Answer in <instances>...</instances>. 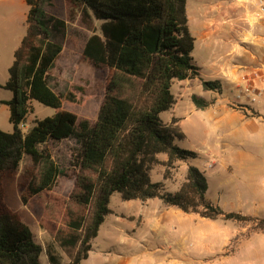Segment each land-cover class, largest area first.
<instances>
[{
    "label": "trees",
    "instance_id": "16d2710c",
    "mask_svg": "<svg viewBox=\"0 0 264 264\" xmlns=\"http://www.w3.org/2000/svg\"><path fill=\"white\" fill-rule=\"evenodd\" d=\"M28 30L14 55L6 89L13 97L10 108L13 133L0 130V264H61L60 257L34 241L19 213L5 202L6 179L12 178L27 157L31 162L19 183L20 198L41 229L65 253L68 264L89 258L92 243L106 218L113 214L111 198L124 202L161 200L167 207L216 221L242 220L226 213L207 198L208 180L190 166L179 191L167 192L154 183L152 172L160 165L197 159V154L176 142L185 134L161 118L176 100V81L198 74L192 53L194 38L187 26V0H25ZM82 20L99 22L82 47V57L104 78L96 117L90 119L66 110L83 105L90 88L72 85L66 95L53 87V71L69 40L64 8ZM218 82H206L217 90ZM204 110L210 103L193 96ZM38 102L55 110L52 117L36 121L27 132L21 126ZM74 140L79 149L71 168L62 170L47 149L49 143ZM167 162L159 160L160 155ZM73 183L68 195L56 192L57 180ZM167 177L164 180L167 181Z\"/></svg>",
    "mask_w": 264,
    "mask_h": 264
},
{
    "label": "crops",
    "instance_id": "0c3cea01",
    "mask_svg": "<svg viewBox=\"0 0 264 264\" xmlns=\"http://www.w3.org/2000/svg\"><path fill=\"white\" fill-rule=\"evenodd\" d=\"M262 1L187 0V26L194 38L192 58L198 74L174 82L172 92L176 102L166 112L168 117L162 119L168 125L176 120L175 126L181 131H184L186 124L195 142L193 152L197 154V160H203L204 169L197 168L208 180L207 198L222 210L241 209L242 187L247 192L256 189L260 184L250 180L254 181L255 176L264 169L259 163L260 147L264 146V19L256 18ZM206 82H218L220 87L217 90H206ZM193 96L209 102V107L198 109L193 103ZM188 133L184 131L186 138L189 137ZM162 155L159 160L167 162L168 157ZM185 164L187 168L193 166L190 161ZM187 173L181 182L175 183L174 193L186 181ZM235 178L245 181L236 182ZM127 203L132 210L130 215L116 213L111 209L113 214L110 217L116 218L113 225L131 221L134 234L141 230L139 237L133 238V241L151 242L152 235L160 234L177 217L176 221L182 230L181 241L169 243L170 248L176 249L170 260L172 264H180L178 260L193 257V254L186 256L184 233L191 232V229L183 218L185 215H193L167 207L159 199ZM235 203L239 207H234ZM196 221L214 223L211 227L215 230L210 237L219 239L225 236V230L215 224L221 220L199 218ZM40 230L47 242H53L47 232L41 227ZM47 235L50 238H46ZM154 251L162 252L163 248L156 245ZM46 259L49 264L48 257ZM86 261L90 264H131L124 253L95 251L94 245Z\"/></svg>",
    "mask_w": 264,
    "mask_h": 264
},
{
    "label": "rangeland",
    "instance_id": "374dc122",
    "mask_svg": "<svg viewBox=\"0 0 264 264\" xmlns=\"http://www.w3.org/2000/svg\"><path fill=\"white\" fill-rule=\"evenodd\" d=\"M28 12L29 7L25 0H0V130L6 133H13L14 131L13 125L9 121L10 108L5 104L12 99L13 94L6 89V84L9 81V69L14 62L15 52L27 33ZM62 17L69 25V40L54 68L53 87L58 94L62 95H66L72 85L90 88V95L83 105L71 106L65 102L64 108L81 116L94 119L100 102V93L95 88L98 82L104 78V74L97 72L88 61L84 60L82 47L93 33L99 32L100 23L82 20L79 13L71 16L70 9L66 7L63 10ZM54 114V109L33 102L32 113L29 114L21 129L23 132H27L34 126L36 121L52 117ZM168 115L163 114L162 119H166ZM185 130L189 132V137L181 141L178 140L176 144L182 149L193 152L196 146L186 124L184 125ZM184 131L182 132L184 133ZM47 149L59 168L67 170L71 168L79 147L74 140H66L62 143H49ZM256 153L258 155V151ZM259 156V163L264 167V146L260 147ZM189 161L196 168L204 169L203 160L191 159ZM185 163H176L172 168L164 165L156 167L152 173L153 182H168L165 184L166 191L174 193L175 183L181 182L187 173L188 168ZM29 167H31V162L26 157L19 171L12 178L5 180V202L12 211L20 214L25 225L32 231L36 243L43 245L45 250L57 254L60 257L61 264H68L69 259L65 253L56 243H49L45 240L36 217L21 201L19 183ZM234 176L236 175L234 174ZM165 177L168 178L167 181L164 180ZM255 177L254 181L250 180V182L260 184L256 189L247 192L242 187L240 195L242 208L224 210L226 213H236L243 219L231 221L220 219V222L215 223L217 227L225 230V236L222 238L214 239L210 237L215 230L214 227H211L214 224L213 222L196 221L201 218L198 215H185L183 217L185 224L187 223L190 226L189 229H191V232L184 233L185 252L186 256L193 254V257L178 260L180 264L181 262L182 264H264V169ZM235 181L245 180L236 179ZM72 185L71 181L61 176L57 180L56 192L66 196L71 191ZM127 204L119 194H114L111 198L110 208L116 213L130 215L132 210ZM234 207H239V204L235 203ZM175 219L177 220V217ZM176 220L173 221L171 226L164 227L160 234L152 235L153 241L135 243L133 240L139 237L141 230H137L134 234L132 230L133 222L131 221H126L121 225H113L116 218L109 216L100 230L99 237L92 244L95 251L110 250L124 253L131 264H172L173 261L170 259H172L171 257H173L176 249L170 248L171 244L169 243L180 242L182 234V230L178 226L180 223ZM127 235H131L128 237L132 238H127ZM156 245L163 248V251H154ZM46 258V254L42 255V264H47ZM81 264H90V262L83 261Z\"/></svg>",
    "mask_w": 264,
    "mask_h": 264
},
{
    "label": "built area",
    "instance_id": "2783aa9c",
    "mask_svg": "<svg viewBox=\"0 0 264 264\" xmlns=\"http://www.w3.org/2000/svg\"><path fill=\"white\" fill-rule=\"evenodd\" d=\"M259 11L256 14V18L259 20H263L264 19V0L260 3L259 5ZM250 98V96H248ZM253 102L255 101V99L252 100Z\"/></svg>",
    "mask_w": 264,
    "mask_h": 264
}]
</instances>
